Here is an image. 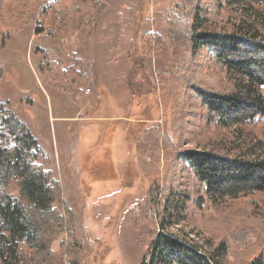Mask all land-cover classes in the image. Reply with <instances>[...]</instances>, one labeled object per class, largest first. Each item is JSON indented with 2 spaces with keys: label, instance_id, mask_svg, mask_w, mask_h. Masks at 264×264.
Segmentation results:
<instances>
[{
  "label": "rangeland",
  "instance_id": "obj_1",
  "mask_svg": "<svg viewBox=\"0 0 264 264\" xmlns=\"http://www.w3.org/2000/svg\"><path fill=\"white\" fill-rule=\"evenodd\" d=\"M49 1L0 0V97L37 138L44 167L74 214L73 228L55 232L48 264H141L151 237L139 238L140 213L152 210L146 209L151 183L161 179L165 189L197 197L186 165L168 168L176 150L166 142L181 152L226 151L230 141L252 147L247 136L263 139L264 122L202 129L191 85L227 89L205 51L188 62L186 83L173 78L172 55L136 64L146 33L165 37L172 0H65L68 12L97 2L83 18L90 17L89 26L72 16L41 15ZM240 14L264 24V6L231 7L221 20L230 24ZM168 230L207 254L228 238L221 264H247L260 249L264 254V193L207 199L201 212ZM22 252L21 264H37L33 251L22 246Z\"/></svg>",
  "mask_w": 264,
  "mask_h": 264
},
{
  "label": "trees",
  "instance_id": "obj_2",
  "mask_svg": "<svg viewBox=\"0 0 264 264\" xmlns=\"http://www.w3.org/2000/svg\"><path fill=\"white\" fill-rule=\"evenodd\" d=\"M64 2L50 0L43 6L41 15L53 13L62 21L72 16L81 26L91 25L90 17L86 22L83 18L96 8L97 2L84 3L70 12ZM253 6H264V0H172L164 16L165 37L151 32L143 37L142 52L136 56L138 66H146L152 55L161 60L172 55L175 64L172 76L181 77L186 83L188 62L205 51L215 69L223 74L225 91L190 87L192 97L201 104V112L194 117L200 119L205 131L264 122V24L243 14L232 18L230 24L224 18L221 20L231 7ZM27 23L28 20L21 27ZM8 44L4 41L1 49L6 50ZM160 76L166 79V75ZM247 138L252 147L230 141L226 151L181 152L166 142L168 149L176 150L168 168L175 170L177 163L186 165L185 169L195 177L197 197H192L188 190L165 189L161 179L151 183L146 209L152 210L140 213L145 225L139 238L151 237L141 264H221L220 258L229 251L228 238L219 243L214 254H207L194 242L167 231L179 221L185 222L187 216L201 212L207 199L217 203L226 198L264 193V138L251 134ZM166 139L170 141L168 136ZM45 159L37 138L0 97L2 264H21L22 246L34 252L37 264H48L55 232L74 226V214L64 200L61 183L53 171L44 167ZM260 252L261 249L247 264H264V254Z\"/></svg>",
  "mask_w": 264,
  "mask_h": 264
}]
</instances>
